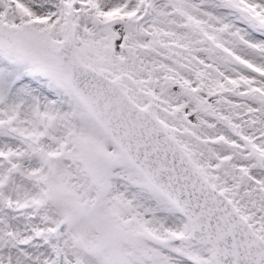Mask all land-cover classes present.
Wrapping results in <instances>:
<instances>
[{
  "label": "rangeland",
  "instance_id": "374dc122",
  "mask_svg": "<svg viewBox=\"0 0 264 264\" xmlns=\"http://www.w3.org/2000/svg\"><path fill=\"white\" fill-rule=\"evenodd\" d=\"M5 23L0 264H53L79 243L104 264H217L75 99L61 47L148 113L264 243V0H11Z\"/></svg>",
  "mask_w": 264,
  "mask_h": 264
},
{
  "label": "water",
  "instance_id": "95a60500",
  "mask_svg": "<svg viewBox=\"0 0 264 264\" xmlns=\"http://www.w3.org/2000/svg\"><path fill=\"white\" fill-rule=\"evenodd\" d=\"M74 97L147 182L185 217L192 239L210 246L217 264H264V243L225 198L193 168L185 153L111 81L79 64L61 47ZM67 224L53 231L64 235ZM59 264H67L59 256Z\"/></svg>",
  "mask_w": 264,
  "mask_h": 264
},
{
  "label": "flooded vegetation",
  "instance_id": "af4514ba",
  "mask_svg": "<svg viewBox=\"0 0 264 264\" xmlns=\"http://www.w3.org/2000/svg\"><path fill=\"white\" fill-rule=\"evenodd\" d=\"M104 243H101L103 245ZM61 245L67 246L68 243H61ZM79 251H75L74 248L70 247H65L63 249L57 250L56 252V257L53 259V264H57V255L58 253H63L64 256L66 257L67 261L70 264H104L103 262L99 261L95 254H94V248L89 247L87 245H84L82 243H79ZM109 260V259H108ZM107 260V261H108ZM125 264L123 260L116 259L115 257L112 259V263L116 264Z\"/></svg>",
  "mask_w": 264,
  "mask_h": 264
},
{
  "label": "bare ground",
  "instance_id": "6f19581e",
  "mask_svg": "<svg viewBox=\"0 0 264 264\" xmlns=\"http://www.w3.org/2000/svg\"><path fill=\"white\" fill-rule=\"evenodd\" d=\"M11 0H0V22H6L7 24L9 22V7H10ZM40 8V11H45L46 16H51L52 14V8L47 3L42 2ZM46 7H49L50 10H45ZM43 21V19H40L39 22Z\"/></svg>",
  "mask_w": 264,
  "mask_h": 264
}]
</instances>
